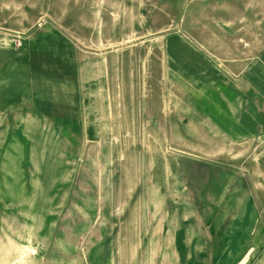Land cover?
Instances as JSON below:
<instances>
[{
    "label": "rangeland",
    "instance_id": "rangeland-1",
    "mask_svg": "<svg viewBox=\"0 0 264 264\" xmlns=\"http://www.w3.org/2000/svg\"><path fill=\"white\" fill-rule=\"evenodd\" d=\"M263 47L264 0H0V264H264V132L211 74Z\"/></svg>",
    "mask_w": 264,
    "mask_h": 264
},
{
    "label": "crops",
    "instance_id": "crops-1",
    "mask_svg": "<svg viewBox=\"0 0 264 264\" xmlns=\"http://www.w3.org/2000/svg\"><path fill=\"white\" fill-rule=\"evenodd\" d=\"M212 76L226 77L228 83H234L235 78L237 77L238 81L243 85V88L246 94L243 95L245 102L249 104L248 109L244 111V123L243 130L244 132H249L250 136H255L264 132V47L258 52L257 56H254L252 59L243 63L230 62L226 65L220 64L215 70L212 68ZM249 204L241 205V208L238 209V212L233 218V221L229 225L225 235L227 236L231 229L238 227V223L242 220L246 225V229L243 230L242 227L238 228V231L235 233L237 237L240 238V245L234 254L233 259L240 258L241 248L243 243L247 238V230L253 224V213L254 210L248 207ZM207 252L200 251L195 254V258L199 261L198 264H203V261L208 258ZM222 254L218 256L211 257L212 259H219ZM226 257H230L229 254H226Z\"/></svg>",
    "mask_w": 264,
    "mask_h": 264
}]
</instances>
